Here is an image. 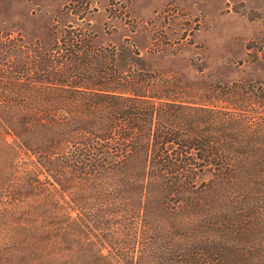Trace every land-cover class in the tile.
Segmentation results:
<instances>
[{"label":"trees","instance_id":"16d2710c","mask_svg":"<svg viewBox=\"0 0 264 264\" xmlns=\"http://www.w3.org/2000/svg\"><path fill=\"white\" fill-rule=\"evenodd\" d=\"M90 35L0 30V264H264V122Z\"/></svg>","mask_w":264,"mask_h":264},{"label":"rangeland","instance_id":"374dc122","mask_svg":"<svg viewBox=\"0 0 264 264\" xmlns=\"http://www.w3.org/2000/svg\"><path fill=\"white\" fill-rule=\"evenodd\" d=\"M81 24L97 45L127 40L146 69L200 87L234 85L244 108L232 109L264 122V0H0V30L25 43L50 47L65 26Z\"/></svg>","mask_w":264,"mask_h":264}]
</instances>
